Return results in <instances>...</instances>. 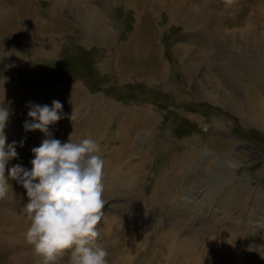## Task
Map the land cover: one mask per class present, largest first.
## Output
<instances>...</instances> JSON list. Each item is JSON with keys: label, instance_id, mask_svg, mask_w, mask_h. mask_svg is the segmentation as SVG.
Listing matches in <instances>:
<instances>
[{"label": "rangeland", "instance_id": "374dc122", "mask_svg": "<svg viewBox=\"0 0 264 264\" xmlns=\"http://www.w3.org/2000/svg\"><path fill=\"white\" fill-rule=\"evenodd\" d=\"M62 16L74 22L63 35ZM93 18L112 32L108 45L89 46ZM251 67L264 72V0H0V101L11 102L12 81L25 94L8 104L7 137L26 139L5 175L27 167V142L42 133L23 128L29 101H62L53 136L94 138L105 164L124 143L122 125L145 122L128 128L125 161L144 158L135 179L122 172L116 184L104 167L97 228L108 253L128 264H168L175 252L177 264L222 254L264 264V76ZM176 152L186 156L171 167ZM8 183L0 207L24 203L22 184Z\"/></svg>", "mask_w": 264, "mask_h": 264}, {"label": "clouds", "instance_id": "9594fccd", "mask_svg": "<svg viewBox=\"0 0 264 264\" xmlns=\"http://www.w3.org/2000/svg\"><path fill=\"white\" fill-rule=\"evenodd\" d=\"M25 131L40 130L41 142L31 148L28 168L9 161L18 157L17 145L24 139L8 142L5 128L12 109L0 101V198H4L14 179L26 189L28 202L24 210L29 218L26 241L32 245L37 264H58L67 253L68 264H110L109 253L98 240V222L105 207L104 166L100 145L94 138L61 141L55 138L50 125L66 114L63 103L27 102ZM71 115V119H73Z\"/></svg>", "mask_w": 264, "mask_h": 264}, {"label": "bare ground", "instance_id": "6f19581e", "mask_svg": "<svg viewBox=\"0 0 264 264\" xmlns=\"http://www.w3.org/2000/svg\"><path fill=\"white\" fill-rule=\"evenodd\" d=\"M244 23L246 24L247 30L245 28V31H247V32L243 31V33H245V35H248L249 38L251 39L253 37V34L256 35L257 29L255 31H253L254 28L250 29V27L252 25L251 18H248ZM214 30H212V31L214 32ZM248 31H251V32H248ZM250 33H251V36H250ZM38 48H39V46H38ZM23 50H24V48H23ZM38 51H40L41 53L45 52L41 47L39 48ZM22 61H23V59H22ZM236 64H238V63H235L234 65H236ZM246 66L250 67L249 64H246ZM249 71H250V73H253L254 76H258V80H261V78H260L261 74L264 76V72L262 73L261 70L258 69L257 67H251V68H249ZM8 84H11V89H9V92L7 94V95L10 94L9 95L10 98H8V99H11V102H9L8 104L10 105V103L15 102V99H13L15 96L17 97V99H16L17 103H19L20 101L22 102L25 99V94L22 95L19 92L20 90L17 87V83L12 81L11 83H8ZM28 95L29 94L26 93L27 97H28ZM0 98H1V96H0ZM254 100H255V97L253 98V101ZM254 112H256V111L254 110ZM144 123L145 122H137L136 127L134 126V124L132 122H126L125 124L122 125V128H121L122 132L121 133H122V137L124 139V140H122V143L123 142L124 143L121 145V147L118 149V151L115 152V155L112 156V159L111 160L109 159V161L106 162V164L104 166L105 169H107L112 174L113 180L116 182V184L119 183V182L117 183V180H119L122 172L127 173L128 176H130V174L132 172L133 177L132 178L128 177L129 178L128 181L132 182L133 178L135 179V174H137L139 171H141L142 168L144 167V163H143L144 158L143 157L139 158V160H137L136 162H134L132 160H130V161L127 160L128 162L125 161V158H127L129 156V146H128L129 143L128 142L132 139L129 132H128V128H132L134 131H136L135 128L141 127ZM130 124H133V126ZM126 132H127V134H126ZM126 136H127V139H126ZM43 138H44V134L41 133V135H39V137L36 140L31 141V139H30L27 142L28 144L26 143L28 146L27 148H28L29 154L31 153V155H33L31 152V148L38 145ZM11 141H12V136L10 138H8V142H11ZM180 144L186 145V146L190 145L188 140H182V141H180ZM185 156H186V154L180 153V152H176V154L172 153V155L170 156V159L171 160L173 159V161H172L173 164L169 165V166H171V167H173L174 165L177 167L179 165L181 166L183 163L182 162L183 158ZM30 160H31V158L28 159V162H29L27 165L28 168L31 167ZM164 169H166V167ZM166 170H168V169H166ZM167 176H168V174H167ZM155 186H156V184H155ZM161 193H162V191H161ZM28 199L29 198L27 197L25 199L26 201H24V203H21L20 205H15V204L13 205L12 204V205H7V206L2 205L0 207V257H3L2 258L3 261L0 264H37V256L33 250V247L25 239V231H26L28 224L30 223L29 218H28V216L24 210V206L28 202ZM172 237H173L172 233L166 237V239L163 243V245L165 247L173 244L172 243ZM220 240L222 242H224L225 237H221ZM145 241H144V244H145ZM150 248H152V247H150ZM154 253H155V251H154ZM175 254H176V258H175L174 262H172V260H171L173 254L169 253V255H167L169 257L168 258L166 257L167 258L166 263L177 264V252H175ZM116 256H117L116 253L109 254L107 259L109 260L110 264H128L127 262H125L126 259L124 257H121L119 260H117ZM232 260H233L232 258L231 259L227 258L225 256V254H222L217 260L213 259V260H210V262H209L208 258H206L205 264H232ZM58 264H67V263H66V260L64 258H61V260L58 262Z\"/></svg>", "mask_w": 264, "mask_h": 264}, {"label": "crops", "instance_id": "0c3cea01", "mask_svg": "<svg viewBox=\"0 0 264 264\" xmlns=\"http://www.w3.org/2000/svg\"><path fill=\"white\" fill-rule=\"evenodd\" d=\"M70 23L71 24H68V21L65 18H63V16H62V30L68 29V31H63L62 35L67 34L70 31L71 32L73 31L71 26H69V25L74 24L73 20H71ZM88 24L90 26H92L91 31H90L89 35L87 36L88 42L90 44L89 46L92 45L91 43H95V44L97 43L98 45H104V46L108 45L107 42H109L111 40V37H112L111 33L112 32L109 33V30L107 29L106 25L103 23H99V21L95 20V18L89 19ZM43 43H46V42L43 41ZM44 47H46L44 49L45 52L44 53L42 52V54L45 55L47 53H50L49 47L48 46H44ZM91 47H93V46H91Z\"/></svg>", "mask_w": 264, "mask_h": 264}]
</instances>
